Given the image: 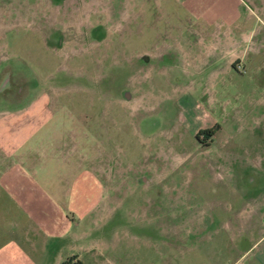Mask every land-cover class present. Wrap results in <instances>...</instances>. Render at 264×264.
Masks as SVG:
<instances>
[{
    "label": "rangeland",
    "instance_id": "374dc122",
    "mask_svg": "<svg viewBox=\"0 0 264 264\" xmlns=\"http://www.w3.org/2000/svg\"><path fill=\"white\" fill-rule=\"evenodd\" d=\"M81 2L65 44L82 41L80 24L107 33L73 58L22 18L0 20V55L35 90L0 107L4 252L25 258L56 220L47 248L29 249L37 264H254L242 253L260 236L264 248L261 56L247 46L231 71L203 58L187 0ZM198 125L213 129L205 146Z\"/></svg>",
    "mask_w": 264,
    "mask_h": 264
},
{
    "label": "crops",
    "instance_id": "0c3cea01",
    "mask_svg": "<svg viewBox=\"0 0 264 264\" xmlns=\"http://www.w3.org/2000/svg\"><path fill=\"white\" fill-rule=\"evenodd\" d=\"M188 10L191 11L195 19H198V25L193 19L192 30L199 31V42L203 46V58H218L223 60L225 66L223 70L231 71V67L240 60L247 57V49L253 51V56H261V59L255 58L256 71L262 70L261 62L264 61V23L256 25L252 22L254 18L258 20V14L264 15V0H187ZM244 21V22H242ZM201 24V25H200ZM204 60V59H203ZM252 60V59H251ZM95 204V202H93ZM92 205V204H91ZM90 205V206H91ZM258 207V205H257ZM66 218V217H63ZM54 221L49 222L50 231L48 235L34 236V239L27 240L26 256L20 259L15 253L4 252L3 243L0 245V264H37L33 257L29 255V249L35 250L36 246H45L56 233L53 231ZM65 221V219H64ZM264 235V233H263ZM262 236L256 241L250 243L242 255L249 249L254 250V264H264V248L255 250V245L262 242ZM7 243V242H5ZM10 253V254H9ZM64 256L56 260L55 264H62ZM73 264H80L75 262Z\"/></svg>",
    "mask_w": 264,
    "mask_h": 264
},
{
    "label": "flooded vegetation",
    "instance_id": "af4514ba",
    "mask_svg": "<svg viewBox=\"0 0 264 264\" xmlns=\"http://www.w3.org/2000/svg\"><path fill=\"white\" fill-rule=\"evenodd\" d=\"M81 4V0H0V20L3 19V23H9L8 17H10L9 21L14 19L13 22H20L22 18L21 23H29L41 36L45 46L54 50L60 49L68 58H73L79 51L88 50L94 45L103 43L107 33L105 24L99 23L98 20L92 21L86 28L80 24L79 28L85 32L82 41H75L69 46L65 44L68 41L67 33L73 32L71 26L64 25L66 15L68 13L75 15L81 9ZM52 9L62 15L60 22L53 21L52 24L49 22ZM10 57V55H0V107L23 105L35 92L31 70L22 64H16ZM208 129L210 127L198 125L193 135L204 146L210 143L207 140H210L214 133L207 134L206 140H201L205 138L204 133H207Z\"/></svg>",
    "mask_w": 264,
    "mask_h": 264
},
{
    "label": "trees",
    "instance_id": "16d2710c",
    "mask_svg": "<svg viewBox=\"0 0 264 264\" xmlns=\"http://www.w3.org/2000/svg\"><path fill=\"white\" fill-rule=\"evenodd\" d=\"M212 132H213V129L212 128H210V129L207 130V134H211Z\"/></svg>",
    "mask_w": 264,
    "mask_h": 264
}]
</instances>
